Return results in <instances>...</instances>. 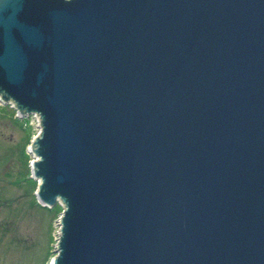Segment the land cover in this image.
I'll return each instance as SVG.
<instances>
[{"label":"water","instance_id":"water-1","mask_svg":"<svg viewBox=\"0 0 264 264\" xmlns=\"http://www.w3.org/2000/svg\"><path fill=\"white\" fill-rule=\"evenodd\" d=\"M0 100L52 264H264V0H0Z\"/></svg>","mask_w":264,"mask_h":264},{"label":"rangeland","instance_id":"rangeland-1","mask_svg":"<svg viewBox=\"0 0 264 264\" xmlns=\"http://www.w3.org/2000/svg\"><path fill=\"white\" fill-rule=\"evenodd\" d=\"M33 116L19 118L0 101V264H51L62 207L43 206L28 148L38 134Z\"/></svg>","mask_w":264,"mask_h":264},{"label":"built area","instance_id":"built-area-1","mask_svg":"<svg viewBox=\"0 0 264 264\" xmlns=\"http://www.w3.org/2000/svg\"><path fill=\"white\" fill-rule=\"evenodd\" d=\"M33 117H34V120H35V121H37V124H38L40 120L38 119V116H37V114H34V116H33Z\"/></svg>","mask_w":264,"mask_h":264},{"label":"bare ground","instance_id":"bare-ground-1","mask_svg":"<svg viewBox=\"0 0 264 264\" xmlns=\"http://www.w3.org/2000/svg\"><path fill=\"white\" fill-rule=\"evenodd\" d=\"M53 259V258H52Z\"/></svg>","mask_w":264,"mask_h":264}]
</instances>
